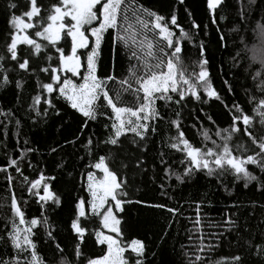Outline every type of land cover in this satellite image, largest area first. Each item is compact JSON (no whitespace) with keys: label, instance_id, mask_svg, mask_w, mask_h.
<instances>
[{"label":"trees","instance_id":"1","mask_svg":"<svg viewBox=\"0 0 264 264\" xmlns=\"http://www.w3.org/2000/svg\"><path fill=\"white\" fill-rule=\"evenodd\" d=\"M57 2L58 0H38V3H43L45 7ZM138 2L166 18L175 14L178 24L192 36L191 41L187 38L183 41L182 52L189 72L199 71L196 65L200 59L199 45L205 46L208 78L221 100L209 98L203 89L198 87L200 100L186 97L180 105L158 101L157 108L162 119L152 122L155 131H150L143 141L137 138L135 144L131 142L133 134L128 133L127 138L121 137L122 147L117 150L116 146L104 144L111 134L109 117L112 113L103 103L99 109L102 114L98 115L95 121L86 120L62 97H49L38 87V79L44 83L50 82L46 74L37 77L19 70L16 63L7 58L9 54L5 50V42L11 29L8 20L12 14L20 15L27 11L28 4L27 0H0V55L6 57L4 68L9 70V83L3 84L0 76V167L7 165L10 158L18 159L19 162L23 154L20 163L23 176L30 181L38 179L41 173L46 178L54 177L55 179H46L44 183H47L50 190L60 199V204L39 201L38 197L27 191V184L23 182L21 175L11 168L8 170L14 177L12 189L20 201L25 220L46 217L55 237L53 242L47 235V226L38 225L37 229H34L33 237L37 253L46 264H58L61 257H66L71 264H87L88 259L104 254L106 245L96 244L93 234L103 228L100 219L92 216L90 208L86 207L90 219L80 220L81 226L88 229V232L84 242L80 244L82 255L79 258L75 256L78 237L71 229V222L75 218L78 200H90L86 186L87 172L94 170L91 165L99 156H108L109 150H112L118 151V161L127 164L122 174L128 182L126 199L131 201L127 208L119 213L122 218V231L124 230L120 237L123 243H127L124 240L131 236L142 238L146 245L144 264H188L199 244V234L192 231L197 203L201 205V227H208L210 224L220 226L205 234L223 233L218 243L212 241L216 247L211 252L200 253L205 264H214L218 260L222 264H232L231 258L237 255L243 258V264H264V256L257 255L256 248H250L245 243L251 241L252 245H264V189L258 187L256 181L245 187V181L236 179L233 173L218 177L208 176L202 171L197 172L191 179L185 177L184 181L180 182L176 176L184 172L187 163L185 154L170 147L174 142L172 138L178 135L176 128L170 123L171 120L179 119L180 130L184 132L185 138L194 146L203 148L213 145L211 141L203 140L202 129H209L213 133L212 139L219 144L220 140L214 133L217 128L228 127L231 123L233 104H239L249 116H256L253 111L256 103L251 98H264V92L257 87L259 80L252 79L253 75L261 70V65L258 60L251 59L250 49L260 46L259 36L254 29L260 19L259 9L264 7V0H256V10L252 12L246 27L241 23V9L249 7L248 0H222L216 10L215 23L212 22L206 0ZM9 3L16 4L17 8L9 9ZM193 22L199 25V28L194 29ZM175 32L178 37L179 30ZM221 35L223 41L220 40ZM114 38L113 30L103 36L97 75L101 78L114 75L119 81L128 76L130 64H135L136 61ZM93 40L89 36V47L78 52L82 63H86V55L91 50ZM28 48L29 46H19L18 56L26 53ZM65 51L67 53L68 49ZM51 54L53 66H56L54 50ZM28 58L32 63L31 57ZM83 71L82 68L81 72ZM68 75L71 77V74ZM74 79L81 81L80 77ZM17 81L21 82L22 87L17 88ZM229 85L231 91L228 90ZM112 86L110 84V87ZM37 95L42 97L41 103L33 110L31 105ZM46 98L52 99L55 110L44 102ZM173 98H177L175 94ZM124 99L130 101L131 97L126 95ZM45 109L47 115L43 114ZM37 110L41 115L36 114ZM177 112L180 113L179 117L176 116ZM209 116L214 124L208 120ZM251 130L257 139L264 136L258 118L255 128ZM89 138L93 144L86 147ZM231 143L233 147L236 144H244L249 148L247 153L238 152L237 155L253 154L255 146L242 134H236ZM28 149L33 151L29 152ZM53 149L55 151H52ZM138 160L142 161V164L137 165ZM247 167L264 181V172H261L258 166ZM40 192L43 194L42 187ZM170 208L178 209L177 214H170ZM226 214L236 221L237 227L234 230H225L227 226L223 225V221ZM12 215L9 185L6 183L5 173L0 172V237L6 235L5 229L10 224ZM189 236L192 237L191 240ZM56 243L60 245L62 252L56 251ZM13 255L15 252L7 240H0V259L7 260Z\"/></svg>","mask_w":264,"mask_h":264},{"label":"snow or ice","instance_id":"2","mask_svg":"<svg viewBox=\"0 0 264 264\" xmlns=\"http://www.w3.org/2000/svg\"><path fill=\"white\" fill-rule=\"evenodd\" d=\"M206 3L211 11L212 22L215 23L216 10L222 4V0H206ZM27 4L29 10L20 15L12 14L8 20L11 29L5 42V50L9 54L7 58L14 61L19 70L37 77L46 74L50 82L44 83L38 79V87L49 97H62L86 120L95 121L98 115L102 114L99 110L101 103L110 109L111 134L104 141L106 146H116L119 150L122 147L121 137L127 138L128 133L133 134L131 141L133 144L137 143V138L140 141L145 140L150 131H155L152 122L162 119L157 108L158 101L180 105L186 97L189 99L195 97L196 100H200L198 87L202 88L209 98L221 100L208 78L209 73L206 68L208 59L205 57L206 49L203 44L199 45L200 59L196 62L199 71H188V66L182 58L183 41L185 38L191 41L192 36L178 24L175 14L166 18L144 7L138 0H58L56 4H50L47 7L43 3H38V0H27ZM248 5L247 9H241V23L245 27L252 12L256 10V0H248ZM8 8L15 9L17 5L9 3ZM259 12L260 19L254 31L259 36L260 46L251 48L250 51L251 59L258 60L261 65V70L257 71L252 79L259 80L257 87L264 92V7L260 8ZM34 19L35 23H33ZM192 26L194 29L199 28L195 22ZM28 30H33L32 36L27 34ZM109 30L115 32V41L126 48L131 58L136 61L135 64H130L128 76L119 81L114 75L103 78L97 75L100 46L104 34ZM175 30H179L178 37ZM89 36L94 38V43L91 50L87 52L86 63H82L78 52L89 47ZM223 39L221 35L220 40L223 41ZM21 45L29 46V48L26 53L18 56V47ZM53 50L56 66L52 63ZM28 57H31L32 63ZM5 59L4 55H0V76H2L3 84L9 83L7 75L9 70L4 68ZM68 74H71V77ZM75 77H80L81 82L76 83ZM110 84L113 86L110 87ZM16 85L17 88L22 87L20 81H17ZM228 90L231 91L230 85ZM173 94L177 97L176 99L173 98ZM126 95L131 97L130 101L124 99ZM41 99L40 95L33 98L31 105L33 110H36ZM251 100L256 103L253 109L256 116H249L239 104H233L231 123L228 127L217 128L214 133L220 140L219 144L212 139L213 133L209 129H202L203 140L211 141L212 147L194 146L180 130L179 119L170 121L178 133L177 137L172 138L174 142L170 144V147L183 152L187 162L183 174L176 176L178 181L183 182L185 177L191 179L197 172L202 171H205L208 176L218 177L225 173H233L236 179L245 181V187L250 182L256 181L258 187L264 189V181L250 172L247 167V165H256L261 172H264V136L257 139L251 130L255 128L257 118L261 130H264V98L255 100V97H252ZM44 102L55 110L51 98H46ZM36 114L41 115L38 110ZM43 114L47 115V109ZM179 115L180 113L177 112L176 116L179 117ZM208 120L212 121V118L209 116ZM212 123L215 122L212 121ZM105 127L109 126L105 125ZM238 133L247 137L251 145L255 146L252 155L236 154L249 151L244 144H236L233 147L231 141ZM92 144L93 141L89 138L86 147ZM117 156L118 151L109 150L108 156H99L98 160L91 165L100 173L97 176L95 171L87 172V191L91 199L85 201L80 198L75 206V218L71 222V229L78 237L75 250L77 258L82 255L80 244L84 242L85 234L88 232V229L82 227L80 223L81 218L90 219L86 207L90 208L92 216L100 219L103 229L115 234H106L103 230L94 231L95 243L106 245V251L101 256L88 259L87 264H144L146 245L143 241L132 239L130 243L122 245L121 240L117 238L122 233L118 213L123 212L125 203H131L126 199L128 182L122 174L127 164L118 161ZM22 157L23 154L19 162L18 159L10 158L7 165L0 167V172L5 173V180L9 185L10 209L13 214L10 224L5 229L6 235L0 237V240H7L15 252V255L7 260L0 259V264H46L37 253V245L33 239L34 229L42 224L47 226V235L55 242L51 226L48 225L46 217L25 220L20 201L17 200L15 191L12 189L14 177L8 170L11 168L19 173L23 182L27 184V191L38 197L39 201L60 204V199L50 190V186L44 183L46 179H55L54 177L46 178L41 173L38 179L30 181L23 176L20 167ZM140 164L142 161L138 160L137 165ZM41 187L43 194L40 192ZM137 203L140 202L137 201ZM149 206L164 207V205ZM200 209L201 205L197 203L192 231L199 233L197 237L199 244L194 257L189 259L188 264H197V262L205 264L204 257L200 253L211 252L216 247L212 241L215 240L218 243L223 234L219 232L205 235L201 228ZM168 212L176 215L178 209L170 208ZM223 225L227 226L225 230L228 231L237 227L236 221L227 214ZM189 239L191 240L192 237L189 236ZM245 243L250 248L255 247L257 255L264 256V245H252L251 241ZM55 248L57 252L63 251L58 243L55 244ZM231 262L243 264V258L237 255L231 258ZM58 264H71V262L66 257H61ZM214 264H222V262L218 260Z\"/></svg>","mask_w":264,"mask_h":264},{"label":"rangeland","instance_id":"3","mask_svg":"<svg viewBox=\"0 0 264 264\" xmlns=\"http://www.w3.org/2000/svg\"><path fill=\"white\" fill-rule=\"evenodd\" d=\"M29 10V9H28ZM33 23H35V19L33 20ZM28 35H30V36H32L33 35V30H28V33H27ZM33 38H35V39H39V38H36V37H34L33 36ZM94 39V38H93ZM93 42H94V40H93ZM75 80V79H74ZM75 82L76 83H80V82H78V81H76L75 80ZM93 171H95L96 172V174H97V176H99L100 175V173H99V171L98 170H93ZM86 186H87V184H86ZM89 199H91V197H89ZM127 205H129V203H125L124 205H123V209H126L127 208ZM90 212H91V210H89ZM119 213H121V212H119ZM119 213H118V218L121 220V227H122V218L119 216ZM211 226H203V227H201L202 228V230H203V232L204 233H207V232H211L212 230H215L216 228H218V227H220V226H218V225H216V224H210ZM103 231H105V233L106 234H111V235H115V234H113V233H110V232H108V230L107 229H103ZM213 232V231H212ZM122 233H124V230L122 231ZM122 233H121V235L120 236H122ZM195 233H197V232H195ZM199 234V233H198ZM206 235V234H205ZM117 237L119 240H121V242H122V245L123 244H125V243H123V241H122V239H121V237ZM132 239H139V240H141V241H143L142 240V238H140L139 236H131V237H129V239H127V240H124V241H126L127 243H130L131 242V240ZM125 255H126V253H125Z\"/></svg>","mask_w":264,"mask_h":264}]
</instances>
